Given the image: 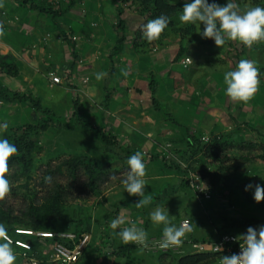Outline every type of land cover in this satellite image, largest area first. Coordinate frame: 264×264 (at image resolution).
<instances>
[{
	"label": "rangeland",
	"instance_id": "1",
	"mask_svg": "<svg viewBox=\"0 0 264 264\" xmlns=\"http://www.w3.org/2000/svg\"><path fill=\"white\" fill-rule=\"evenodd\" d=\"M31 1L38 8H31ZM70 1L0 0V24L4 29L0 51L20 67L19 76L4 75L3 84L11 91L32 92L44 105L66 117L72 115L78 101L82 116L94 126L100 121L102 103L109 95L105 111L107 131L120 144L130 145L142 154H160L166 160L145 162V195H151V203L136 208L140 197L130 196L121 183L128 169L122 168L125 157L119 148L107 150L99 138L80 124L60 123L33 135L32 174L49 160L56 162L75 155H87L101 164L110 162L113 168H122L95 194L65 205L70 211L67 222L85 228L92 236L79 264H177L180 257L196 253L191 249L195 240H213L222 232L239 235L249 226L264 225V201L257 203L253 199L254 189L245 191L250 183L264 186V160L257 157L261 152L259 144H264V41L249 48L226 39L222 47H217L214 40L197 34L198 25L179 21L186 0H168L179 4L181 12L173 27L149 43L142 38L141 28L147 18L141 14L138 2L77 0L70 8ZM233 2L242 11L264 7V0ZM119 11L126 21L127 39L114 56L111 72L109 55L122 34ZM200 30L203 31L202 24ZM179 50L183 52L179 54ZM186 57L191 58L188 65L183 63ZM241 59L255 61L260 72L258 91L247 103L231 101L223 80L224 73L234 70ZM49 71L61 75L62 82L53 84ZM97 72H107V76L97 80ZM151 78L156 82L157 97L166 104L175 122L154 108ZM42 117L27 101L0 97V124L7 121L9 125L6 131L0 129V138L12 136L23 125H36ZM214 134L234 144L253 142L257 147H233L220 167L229 186L221 181L216 189H210L194 170L200 166L202 151ZM170 163L180 164L186 173L171 169ZM208 168L210 172L216 170L215 166ZM23 183L22 180L13 187L7 200L17 205L32 195L34 188ZM157 207L168 210L171 223L177 227L189 220L181 246H159L164 226L154 224L150 218ZM117 217L125 220L120 228L134 224L144 229L148 247L124 245L114 236L113 232L120 228L113 230L109 225ZM248 220L251 224L246 227L234 223ZM24 221L15 213L11 224Z\"/></svg>",
	"mask_w": 264,
	"mask_h": 264
},
{
	"label": "trees",
	"instance_id": "2",
	"mask_svg": "<svg viewBox=\"0 0 264 264\" xmlns=\"http://www.w3.org/2000/svg\"><path fill=\"white\" fill-rule=\"evenodd\" d=\"M12 1L21 2L22 0ZM76 1L77 0H71L69 7H73ZM121 1L123 3L132 1L138 2L141 8V14L146 16L147 21L149 19L156 18L161 13L168 15L171 20L168 28L174 26L175 18L181 12L179 4L171 3L168 0ZM251 1L252 3H259L261 0ZM212 2L213 0H209V3ZM216 2L221 5L225 4V0H216ZM29 6L31 8H38L36 2L33 1L29 3ZM121 15L122 11H119L118 23L122 34L117 37L115 45L109 55L112 62L111 72L114 71V56L122 50L127 39L126 21ZM56 24L59 26L61 32H64L60 24L57 22ZM182 52L183 51L179 50L178 53L181 54ZM1 74L17 77L20 74V67L15 61L7 60L0 51V97L9 101H27L40 114H42L43 117L38 120V124L23 125L17 129L18 131L15 134L7 137V139L18 149L17 154L10 158L9 161L10 175L7 178L11 181V190H13V187L16 184H19L22 180L24 181L22 185L29 187L32 186L34 190L32 195L27 200L23 199L22 202L17 205L11 203L7 200V198L4 201H0V223H3L6 226L8 233L14 238L30 240L33 243L34 250L40 253V242L37 239L17 234L15 232V228L28 227L35 230L54 232L74 230L79 233V236H82L85 233H90L85 228L73 227L71 226V222H67L70 217V211L67 207H65V205L76 198L95 194L100 190V187L104 183L112 179L113 176L118 175L122 168L128 169L127 160L131 155L135 154L137 150L132 148L130 145L120 144L116 136L107 131L105 111L108 108L107 101L109 100V95L105 96L102 103L103 111L100 114V121L97 126H94L89 120L82 116L81 107L78 101L74 103V111L70 117L57 114L53 108L44 105L40 97L34 96L32 92L21 93L11 91L3 84ZM149 88L154 108L159 111L165 119L175 122V118L167 106H165L166 104L157 97L158 89L154 78H151ZM60 123L66 125L80 124L87 127L97 138H99L104 143L107 150H111L113 146L119 148L124 152L125 166L116 169L113 168L110 162L101 164V162H98L87 155H75L63 157L56 162L49 160L44 164H40L36 173L32 174L35 150L33 135L37 134L40 129L45 130L50 126H56ZM237 146L248 149L257 147L253 142H248L246 144H234L229 140H225L222 135L214 134L211 137L208 144L202 151L200 166L194 170L201 177L200 179L206 182L208 188L216 189L217 185L219 186L221 181L224 183L225 187L229 186L228 179L221 174L222 172L220 167L222 168L223 163L228 159L229 152L233 150V147ZM259 147L261 148V152L257 154V157L264 160V144L260 143ZM143 160L144 162H152L156 160L166 161L162 155H154L152 153L143 154ZM169 165L171 169H176L179 172L186 173V170L180 164L170 163ZM209 166H215V172H210L208 168ZM45 177H51V182L47 183L45 181ZM185 183H188L187 179L185 180ZM16 208L17 210H15ZM15 213L19 214L20 219H25V224H11L12 217ZM234 223L237 226L246 227L251 224V221H237ZM57 226L58 229H56ZM205 240L207 239H202V241ZM17 251L18 249H15L14 247V252ZM16 257L17 259L15 264H22V259L18 255H16ZM217 258V254L215 253H189L180 257L177 264H210L214 263Z\"/></svg>",
	"mask_w": 264,
	"mask_h": 264
},
{
	"label": "clouds",
	"instance_id": "3",
	"mask_svg": "<svg viewBox=\"0 0 264 264\" xmlns=\"http://www.w3.org/2000/svg\"><path fill=\"white\" fill-rule=\"evenodd\" d=\"M170 17L164 13L153 19H149L141 28L142 38L147 42L159 40L162 33L168 28ZM179 21L184 25H198V35L203 39H212L217 47H222L226 39L239 41L251 48L255 43L264 41V7L254 6L241 10L233 0H227L226 4H219L216 0L209 3V0H191L183 5ZM203 25V31L200 25ZM4 35L3 25L0 24V36ZM123 75H127L122 70ZM96 79L101 80L107 76V72L95 73ZM260 72L256 62L248 59H241L234 70L224 73L223 80L226 85V95L233 102H249L260 84ZM8 123L0 124V129L7 130ZM18 152L17 147L7 138H0V201H4L11 193V181L7 178L10 175V158ZM128 170L124 173L121 181L125 191L130 196H138L140 199L135 203L136 208L146 207L151 203V195H145L147 185L146 164L143 154L137 151L127 160ZM51 177H45L47 183ZM254 189L253 199L260 203L264 201V186L260 184H248L245 191ZM168 210L157 207L150 213L152 222L156 225H163V238L159 244L161 248L179 247L183 244V237L186 229L184 226L177 227L172 224ZM125 223L121 217L112 219L109 227L113 230L120 228ZM118 236L124 245L134 244L142 249L148 247V234L142 228L134 224L131 227H123L113 232ZM239 241L240 252L231 255H222L220 264H264V225L254 228L249 226L245 233L233 238ZM0 264H15L17 259L11 247V239L8 230L3 223H0Z\"/></svg>",
	"mask_w": 264,
	"mask_h": 264
},
{
	"label": "built area",
	"instance_id": "4",
	"mask_svg": "<svg viewBox=\"0 0 264 264\" xmlns=\"http://www.w3.org/2000/svg\"><path fill=\"white\" fill-rule=\"evenodd\" d=\"M185 65L191 63V58L186 57ZM49 77L53 84H60L62 77L54 71H49ZM189 220L182 222V226L188 227ZM15 232L40 242L41 252L34 250L30 240L14 238L11 239V247L17 248L14 252L22 259V264H79L91 241V234L85 233L79 236L74 230H63L59 232L35 230L28 227H16ZM237 235L232 232H223L213 240H198L191 242V249L196 253H215L217 260L210 264H220L222 255H231L240 252L239 241L233 238ZM191 251V252H192Z\"/></svg>",
	"mask_w": 264,
	"mask_h": 264
},
{
	"label": "crops",
	"instance_id": "5",
	"mask_svg": "<svg viewBox=\"0 0 264 264\" xmlns=\"http://www.w3.org/2000/svg\"><path fill=\"white\" fill-rule=\"evenodd\" d=\"M110 59V58H109ZM111 61V60H110ZM111 64H112V62H111ZM113 64H114V62H113ZM114 66V65H113ZM4 75H6V74H1V79H2V77L4 76ZM13 78H15V77H13Z\"/></svg>",
	"mask_w": 264,
	"mask_h": 264
}]
</instances>
